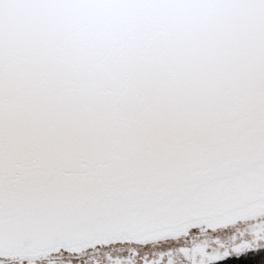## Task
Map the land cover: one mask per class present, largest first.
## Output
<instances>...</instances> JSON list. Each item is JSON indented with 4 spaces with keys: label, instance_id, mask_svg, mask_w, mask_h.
<instances>
[{
    "label": "water",
    "instance_id": "95a60500",
    "mask_svg": "<svg viewBox=\"0 0 264 264\" xmlns=\"http://www.w3.org/2000/svg\"><path fill=\"white\" fill-rule=\"evenodd\" d=\"M263 210L264 0H0V252Z\"/></svg>",
    "mask_w": 264,
    "mask_h": 264
},
{
    "label": "rangeland",
    "instance_id": "374dc122",
    "mask_svg": "<svg viewBox=\"0 0 264 264\" xmlns=\"http://www.w3.org/2000/svg\"><path fill=\"white\" fill-rule=\"evenodd\" d=\"M258 247H264V210L223 226L197 220L168 234L110 239L82 250L0 252V264H197Z\"/></svg>",
    "mask_w": 264,
    "mask_h": 264
},
{
    "label": "trees",
    "instance_id": "16d2710c",
    "mask_svg": "<svg viewBox=\"0 0 264 264\" xmlns=\"http://www.w3.org/2000/svg\"><path fill=\"white\" fill-rule=\"evenodd\" d=\"M138 239L140 238H135ZM197 264H264V247L247 249L244 252L228 254L216 260Z\"/></svg>",
    "mask_w": 264,
    "mask_h": 264
},
{
    "label": "flooded vegetation",
    "instance_id": "af4514ba",
    "mask_svg": "<svg viewBox=\"0 0 264 264\" xmlns=\"http://www.w3.org/2000/svg\"><path fill=\"white\" fill-rule=\"evenodd\" d=\"M200 220H204V219H200ZM195 221H197V220H194V221H191V222H195ZM201 222V221H200ZM190 223V222H189ZM188 224V223H187ZM181 227V226H180ZM174 230V229H173ZM175 231V230H174ZM153 232V234L152 235H146V237H151V236H153V235H156V234H158V233H156V231H152ZM168 232H171V231H165V234H168ZM164 234V233H163Z\"/></svg>",
    "mask_w": 264,
    "mask_h": 264
}]
</instances>
